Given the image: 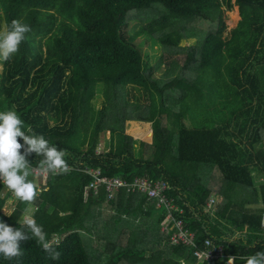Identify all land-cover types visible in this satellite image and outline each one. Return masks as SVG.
<instances>
[{
    "label": "trees",
    "instance_id": "16d2710c",
    "mask_svg": "<svg viewBox=\"0 0 264 264\" xmlns=\"http://www.w3.org/2000/svg\"><path fill=\"white\" fill-rule=\"evenodd\" d=\"M232 6L240 19L221 37V7ZM13 19L31 32L3 62L0 111L14 106L26 126L70 153L71 166L64 174L46 172L44 190L30 202L47 238L59 241L60 259H51L32 238L21 242L20 264H227L229 256L244 264L240 257L264 251V207L247 205L264 204V183L254 185L250 175L264 174V149L238 147L242 138L250 149L264 141V0H0V21L10 25ZM135 19L127 37L123 28ZM140 31L162 52L187 54L186 61L173 59L164 76L154 77L163 55L148 63L133 42ZM191 36L195 44L179 45ZM223 67L241 97L256 99V112L263 107L259 117L252 116L251 102L229 113L239 126L237 141L217 100ZM199 70L204 80L186 75ZM93 88L101 93L100 107L89 105ZM127 120L150 122L151 140L126 131ZM106 131L108 147L98 150V133ZM40 159L29 157L32 168L41 171ZM86 168L127 182L135 176L165 181L166 195L182 208L173 213L194 232L196 247L209 237L222 254L199 260L193 247L170 242L156 200L145 193L122 188L106 201L100 188L85 197ZM215 193L222 201L212 213L206 203ZM4 202L0 197V219L19 227L28 202L18 199L9 213L2 211ZM0 264L17 261L0 254Z\"/></svg>",
    "mask_w": 264,
    "mask_h": 264
},
{
    "label": "clouds",
    "instance_id": "9594fccd",
    "mask_svg": "<svg viewBox=\"0 0 264 264\" xmlns=\"http://www.w3.org/2000/svg\"><path fill=\"white\" fill-rule=\"evenodd\" d=\"M29 32L31 26L20 19H13L10 25L0 29V62L10 60L19 51L20 44L27 39L26 34ZM33 153L41 157L39 165L42 172L59 175L70 170L66 160L70 153L66 149L51 144L42 133L35 132L30 125L26 126L14 106L0 111V182L22 202H33L37 195L36 186L29 179L34 175L29 161ZM260 222L264 225L263 215ZM47 237L43 225L37 223L34 215H23L19 227H13L0 219V254L6 260H16L20 264L24 255L21 242L32 238L51 259L59 260V241H51ZM235 259L229 256L227 264H234ZM240 259L244 260V264H264V251Z\"/></svg>",
    "mask_w": 264,
    "mask_h": 264
},
{
    "label": "rangeland",
    "instance_id": "374dc122",
    "mask_svg": "<svg viewBox=\"0 0 264 264\" xmlns=\"http://www.w3.org/2000/svg\"><path fill=\"white\" fill-rule=\"evenodd\" d=\"M222 10V19L223 22L225 24V27L223 29V31L221 32V37H224L228 34L229 30L231 28H234L238 22V20L240 19L239 13H238V9L237 6H232L229 10H226L225 8L221 7ZM238 13V14H237ZM139 23L138 19L135 20H131L126 27L123 28V31L125 32L126 36L129 37L131 35V29L132 27L135 26V24ZM4 23L1 20L0 21V29H3L4 27ZM188 28L190 27V25H186ZM200 25H196V27H198ZM206 27V26H205ZM202 26V28H205ZM196 41V37L195 36H191L189 37L187 40L182 39L179 42L180 46H185V45H193L195 44ZM133 42L134 44H136L140 51L142 53H147L148 54V63L149 64H155L157 61V57L162 54L163 55V60L161 61L160 67H158V69L156 70L154 77H161L164 76L166 69L168 68V63L173 60L176 59L177 61H179L180 63H184L186 61L187 58V54L184 53H178V54H174V53H168L167 51H163L162 52V48H161V44L159 42H152V39H150L145 31H140L138 32V34H136L133 37ZM242 62V59L239 58L235 61L234 64V68H239L240 67V63ZM2 63V67H3V62ZM2 71V68H0V73ZM220 79H219V87H220V91H221V96L220 98H217V100L222 104L223 109L226 112V118L228 119V131L234 132L235 135L231 136V139L234 141H237L236 138V131L234 128H239V126L235 125L234 122H232V120L229 117V113L231 111H235L238 110L240 108H242L244 105H247V103L251 102L252 104V110H251V114L252 116H256L259 117L261 115V111L263 110V107L260 106L259 107V112H256V108H257V102L256 99H252L249 100V98L247 99H243L241 97V95L237 92L236 87L234 85H232L231 83V78H230V74L228 73V71L223 67L220 70ZM250 73H254V69H250ZM186 75H191L193 78H202L204 80V76H203V70H199L197 71L195 74H193L192 72H187ZM247 85V84H246ZM130 93L134 94L135 96H139L138 91L134 90V89H130ZM202 94L204 95V91L202 92ZM146 99V97L144 96V94L140 95V100H144ZM90 103L89 105L91 107H100L101 106V101H102V97H101V93H99L97 91V89L92 90V93L90 95ZM241 110V109H240ZM239 111V110H238ZM237 111V112H238ZM241 116H238V118H240ZM241 119H238V122H240ZM179 122L184 123L187 126H190V120L185 118V117H181L179 118ZM125 129L126 131L130 132L131 134H133L135 137L141 138V139H145L147 141L151 140V123L150 122H135V121H126L125 124ZM245 135V132L243 133L242 136ZM98 142H97V148L98 150L104 149L108 147V143L107 141L109 140V132L106 131L104 133H98ZM242 141L244 142L242 144V146H239L240 148H242V150H244V148H247L248 151H252L254 149H259L262 148L264 149V141H258L255 143L253 149H250L247 140H245L244 138H242ZM244 157L247 158V154H244ZM34 175L30 176L29 179H31L33 181V183L36 186V190H37V194L40 192V190H44V182H45V178H44V172L39 171L38 169H34ZM71 169V166H70ZM42 172V173H40ZM250 175L252 176L254 185H258L260 183H264V174H262L259 171H251ZM135 177H140V176H135ZM145 177V176H144ZM87 188V185L84 187V196L87 197L89 194H93L92 192H90ZM117 194V193H116ZM116 194H114L113 198H115ZM4 196L5 197V202L4 205L2 207V211L4 213H9L11 212L14 208H16V204H17V200L18 198L15 196L14 192L10 191L5 185L2 187L1 189V193H0V197ZM150 199H154V198H150ZM107 201V199H106ZM222 201V195H217V193L213 194L210 196V198L207 199V203H206V209L210 210L212 213L214 212V210L217 209V207L219 206V203ZM248 206L251 207H264V204L261 200H259L257 203H249L247 204ZM155 208H156V203H155ZM34 206L28 202L26 204V208L22 211V216L23 215H32L33 211H34ZM156 210V209H155ZM158 213V212H157ZM263 217H264V211L262 213ZM21 216V218H22ZM152 218L156 217V214H154V212L151 214ZM155 216V217H154ZM163 217V216H162ZM160 218V222L163 220V218ZM20 218V220H21ZM161 226V223H160ZM162 229V228H161ZM163 230V229H162ZM165 231V230H164Z\"/></svg>",
    "mask_w": 264,
    "mask_h": 264
},
{
    "label": "built area",
    "instance_id": "2783aa9c",
    "mask_svg": "<svg viewBox=\"0 0 264 264\" xmlns=\"http://www.w3.org/2000/svg\"><path fill=\"white\" fill-rule=\"evenodd\" d=\"M84 172L89 175L90 179L87 188L93 194L99 192L103 188L106 194V199H113L120 189L124 188L126 191H138L145 193L148 197L156 200V209L163 215L161 228L169 234L170 242L183 243V245L193 247V254L199 260H214L222 254V246H215L211 238H204V246L197 248L195 242L194 232L189 229L183 219L174 215V211L181 212L182 208L176 205L172 198L166 195L167 184L163 180H152L148 177H134L127 182L120 176L107 177L101 174L99 168H86ZM42 173V172H41ZM44 178L46 172H44ZM228 259L226 260V262ZM213 262V261H212Z\"/></svg>",
    "mask_w": 264,
    "mask_h": 264
},
{
    "label": "crops",
    "instance_id": "0c3cea01",
    "mask_svg": "<svg viewBox=\"0 0 264 264\" xmlns=\"http://www.w3.org/2000/svg\"><path fill=\"white\" fill-rule=\"evenodd\" d=\"M238 14V13H237ZM227 263V262H226Z\"/></svg>",
    "mask_w": 264,
    "mask_h": 264
}]
</instances>
